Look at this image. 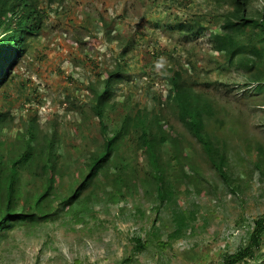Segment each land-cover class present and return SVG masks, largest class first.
Here are the masks:
<instances>
[{
	"label": "rangeland",
	"instance_id": "1",
	"mask_svg": "<svg viewBox=\"0 0 264 264\" xmlns=\"http://www.w3.org/2000/svg\"><path fill=\"white\" fill-rule=\"evenodd\" d=\"M41 4L46 10L44 27L0 89V112L5 114L0 125L3 165H10L23 150L21 139L32 128L39 137L53 138L61 170L55 176L57 204L78 183L79 170L104 133H113L131 109L147 108L149 116L165 117L167 132L182 136L205 188L176 191L172 202H159L140 180L148 169L147 158L135 149L132 135L116 152L117 165L123 162L126 175H138L136 186L130 181L131 195L115 199L101 177L82 192L85 203L75 211L57 204L53 217L18 222L3 232L0 264H222L223 254L246 244L254 221L264 216V183L253 165L264 155V96L244 76L218 67L224 57L208 38L232 9L229 0H41ZM263 10L264 0H250L251 15ZM192 18L203 23L205 34L188 38L170 28ZM119 63L126 69L124 78L113 86L101 119L92 109L95 93ZM171 70H180L220 106L218 116L224 125L217 134L227 140L234 156L242 195L224 187L199 143L164 104ZM219 76L229 82L227 89L207 83ZM34 176L25 178L22 204H32L31 194L40 185ZM184 184L189 186V180ZM174 209L191 211L193 219L186 233L172 239ZM137 236L144 247H135ZM261 250L264 254V235Z\"/></svg>",
	"mask_w": 264,
	"mask_h": 264
},
{
	"label": "trees",
	"instance_id": "2",
	"mask_svg": "<svg viewBox=\"0 0 264 264\" xmlns=\"http://www.w3.org/2000/svg\"><path fill=\"white\" fill-rule=\"evenodd\" d=\"M229 2L232 9L224 14L220 27L208 32L212 48L224 57L218 67L226 71L234 70L237 72L236 76H244L246 82L254 84L252 89L264 96V10L258 16H253L248 12L250 0ZM45 14L41 0H0V89L11 78L15 66L29 50L31 41L40 34L45 24ZM170 28L179 30L188 38L199 37L207 30L203 23L195 18L179 20L170 24ZM124 52L125 50L121 55ZM125 71V67L119 63L102 81L92 106L97 117H104L113 86L124 78ZM192 82L180 70H171L167 76L168 88L164 104L199 143L202 154L221 178L224 187L240 196L244 189L241 179L233 169L234 156L229 150L227 140L217 134L224 125V119L218 116L220 106L203 91L195 88ZM207 83H213L217 89H227L229 86V82L220 76ZM4 116L5 114L0 112V125ZM165 123L163 115L155 113L151 117L147 108H137L134 111L131 109L113 133H104L103 141L79 170L78 183L72 186L57 204L66 208V211H75L77 206L85 203L81 198L82 192L101 177H104L108 186L113 189L111 194L115 199L131 195L130 181L136 186L138 175L134 172L129 177L126 175L123 162L117 165L119 154L116 155V152L119 153L122 147L129 143L132 135L135 136V149L142 150L147 158L148 169L145 177L139 176L140 180L151 187L152 194L159 202H172L176 191L185 190L190 193L194 188H205L199 167L193 164L182 136L167 132ZM21 140L23 150L17 154L15 160L7 166L0 161V237L18 222L34 223L53 217L59 211L55 204L58 196L55 176L56 173H61V170L53 138L46 135L39 137L32 128L28 137ZM164 154H167V158ZM253 165L259 173V181L264 183V155L255 159ZM85 167L87 170L84 171ZM170 168L173 171H170ZM30 175H36L34 177L40 180V185L31 194L32 204H22V187L25 178ZM188 180L191 187L184 184ZM213 189L218 188L214 186ZM207 192L215 193L211 190ZM26 206H30V209L24 210L23 207ZM195 210L199 212L198 209ZM171 216H174L176 227L170 236L175 239L191 228L193 214L191 211L179 212L174 209ZM263 235L264 216L254 221L246 244L234 252L223 254L222 264H240L247 261L249 263L250 260L249 264H264V254L261 250ZM135 240L136 248L144 247L139 236Z\"/></svg>",
	"mask_w": 264,
	"mask_h": 264
},
{
	"label": "clouds",
	"instance_id": "3",
	"mask_svg": "<svg viewBox=\"0 0 264 264\" xmlns=\"http://www.w3.org/2000/svg\"><path fill=\"white\" fill-rule=\"evenodd\" d=\"M25 55H26V54H25ZM23 57H24V56H23ZM18 64H19V63H18ZM18 64H17V65H18ZM17 65H16V66H17ZM16 66H15V67H16ZM14 70H15V68H14ZM13 73H14V71H13ZM12 75H13V74H12ZM11 77H12V76H11ZM1 88H2V86H1ZM165 91H166V90H165ZM165 93H166V92H165ZM164 99H165V94H164V96H163V100H164ZM25 111L27 112L28 109L26 108ZM177 119H178V118H177ZM178 120H179V119H178ZM179 121H180V120H179ZM180 122H181V121H180ZM181 123H182V122H181ZM183 126H184V125H183Z\"/></svg>",
	"mask_w": 264,
	"mask_h": 264
}]
</instances>
